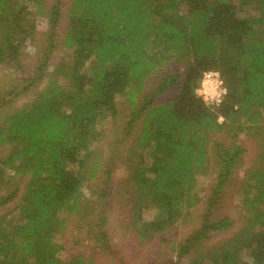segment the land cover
<instances>
[{
  "label": "trees",
  "instance_id": "trees-1",
  "mask_svg": "<svg viewBox=\"0 0 264 264\" xmlns=\"http://www.w3.org/2000/svg\"><path fill=\"white\" fill-rule=\"evenodd\" d=\"M62 2L54 0L48 11L45 45L39 46L43 57L33 79L48 76L47 85L0 119V209L23 191L18 219L0 216V264H84L82 257L63 260L55 236L66 228L65 213L82 211V188L100 165L91 162L92 146L100 140L98 128L119 117L118 97L133 108L128 127L141 123L126 156L131 188L125 202L129 225L142 237L163 232L198 203L190 190L206 166L210 133L236 137L264 123V0H71L60 39ZM27 3L36 11H28ZM251 3L258 15L239 16ZM44 9L45 0H0V63L20 66V48L37 31L33 16ZM62 47L72 54L48 73L50 58ZM173 57L184 70L161 77L145 94L150 72ZM206 70L219 71L227 88L211 111L193 95ZM168 90L175 96L154 104L153 98ZM243 151L233 144L219 152L227 167L218 175L217 189ZM112 171H106L109 179ZM259 171L244 177L249 193L243 204L255 213L248 228L188 264H264V161L262 179L251 185ZM150 206L159 215L145 221L141 212ZM104 222L103 214L96 224L90 222L89 234L97 239L107 234ZM232 226L229 216L213 221L205 216L178 256L189 254L211 232ZM242 248L250 250L249 261L238 256Z\"/></svg>",
  "mask_w": 264,
  "mask_h": 264
},
{
  "label": "rangeland",
  "instance_id": "rangeland-1",
  "mask_svg": "<svg viewBox=\"0 0 264 264\" xmlns=\"http://www.w3.org/2000/svg\"><path fill=\"white\" fill-rule=\"evenodd\" d=\"M62 1V16L59 19L58 27L60 39L68 25L71 0ZM53 3L54 0H45L44 12L42 10L38 16L34 14L37 31L20 48L18 60L20 66H7L0 63V119L1 116L10 115L31 102L37 93L47 85L48 76L41 81L34 82L33 79L38 74L40 59L43 57L40 47L45 45L49 28L48 11ZM253 4L251 3L250 7L240 11L239 16H257L259 10ZM25 6L32 13L36 11V7L32 3H27ZM67 53L72 54V50L68 51L67 48L62 47L55 52L50 58L48 73L53 71L59 61L67 57ZM182 66V62L175 60L165 62L145 80L143 87L145 94L155 88L162 75L173 73L177 69H181V72ZM239 75L241 74L239 73ZM175 93V91L168 90L156 96L153 98L154 104L170 100L175 96ZM142 98L143 96L138 98V104ZM5 101L7 102L3 104ZM117 108L119 117L107 119L101 125V131L100 127L98 128L101 136L100 140L92 146L95 154L91 162L98 160L100 165L93 180L85 178L80 198V203H83L82 211L65 213L66 228L55 236V242L62 246L58 255L63 260L68 262L74 257H82L85 261L84 264H188L197 255L208 254L248 228L255 213L253 209L248 210V206L243 204V199L249 193L245 189L244 177L249 171L251 173L255 169H259L256 176L251 177L250 184L252 185L259 178L262 179L263 122L257 128L240 133L236 137H230L224 133H210L206 146V166L202 172L197 174L194 187L190 190L197 196L198 203L185 210L180 218L163 232L150 237H142L135 234L129 225L130 212L125 202L129 198L131 188L126 183L128 176L126 156L140 130L141 123L137 121L134 128L128 127L129 116L133 108L125 98L118 97ZM233 144L242 146L244 151L236 157L238 164L232 163L231 175L217 189L220 185L218 175L227 167V165L222 166V158L218 156L219 152L230 149ZM139 154L141 153L134 154V159H137ZM109 167H112L113 170L110 179L106 173ZM22 181L20 185L23 190L26 186V179H22ZM102 189L107 191L105 196L102 194ZM22 192L13 204L0 209V216L6 215L11 221L18 219L20 209L23 208ZM148 209H155V215L150 219L145 215ZM102 214L105 217L103 228L107 234L97 239L94 235L89 234V225L90 222L94 224ZM158 215V209L151 206L144 208L141 212V217L145 221L155 220ZM205 216H208L209 221L229 216L233 226L219 232H211L206 240L201 241L191 249L189 254L180 258L178 256L180 249L187 238L199 230ZM238 256L244 261H249L250 250L242 248L238 251Z\"/></svg>",
  "mask_w": 264,
  "mask_h": 264
},
{
  "label": "clouds",
  "instance_id": "clouds-1",
  "mask_svg": "<svg viewBox=\"0 0 264 264\" xmlns=\"http://www.w3.org/2000/svg\"><path fill=\"white\" fill-rule=\"evenodd\" d=\"M227 94V88L219 71L206 70L201 72L200 79L193 88V95L199 99L210 111L218 107ZM222 122L223 117H218ZM147 218L155 215V209H148L145 213Z\"/></svg>",
  "mask_w": 264,
  "mask_h": 264
},
{
  "label": "crops",
  "instance_id": "crops-1",
  "mask_svg": "<svg viewBox=\"0 0 264 264\" xmlns=\"http://www.w3.org/2000/svg\"><path fill=\"white\" fill-rule=\"evenodd\" d=\"M164 55H165V53H164ZM173 60H175V61H179V62H182V61H180V60L175 59L174 57H173L172 59L164 60V61L161 62V64H160L159 66L156 67V69H155L153 72L151 71L150 73L152 74V73L156 72V70H157L159 67H161L165 62H169V61H173ZM182 64H183V62H182ZM182 67H183V69H182V71H183V70H184V64H183ZM180 70H181V69H180ZM180 70L177 69V70L174 71L173 73H175V72H180ZM182 71H181V72H182ZM173 73H165V74L162 75L161 77L166 76V75H168V74H173ZM151 74H149V76H150ZM149 76H148V77H149ZM148 77H147V78H148ZM161 77H160V78H161ZM147 78H146V79H147ZM160 78H159V79H160ZM146 79H145V80H146ZM158 81H159V80H158ZM144 83H145V82H144ZM144 83H143V87H144ZM155 87H156V85H155ZM143 92H144V91H143ZM144 93H145V92H144ZM163 103H164V102H163Z\"/></svg>",
  "mask_w": 264,
  "mask_h": 264
},
{
  "label": "built area",
  "instance_id": "built-area-1",
  "mask_svg": "<svg viewBox=\"0 0 264 264\" xmlns=\"http://www.w3.org/2000/svg\"><path fill=\"white\" fill-rule=\"evenodd\" d=\"M215 71H217V70H215ZM220 73V72H219ZM221 75V74H220ZM221 78L223 79V77L221 76ZM223 81H224V79H223ZM224 86L226 87V85H225V82H224ZM226 96V95H225ZM224 96V97H225ZM224 97H223V99H224ZM223 101V100H222Z\"/></svg>",
  "mask_w": 264,
  "mask_h": 264
}]
</instances>
